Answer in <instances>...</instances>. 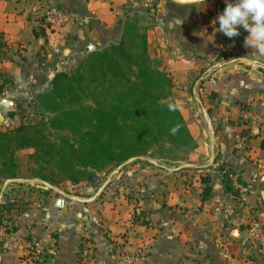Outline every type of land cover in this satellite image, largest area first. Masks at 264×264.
I'll return each mask as SVG.
<instances>
[{
  "label": "crops",
  "instance_id": "1",
  "mask_svg": "<svg viewBox=\"0 0 264 264\" xmlns=\"http://www.w3.org/2000/svg\"><path fill=\"white\" fill-rule=\"evenodd\" d=\"M162 3L0 0V130L17 120L19 85L26 94L47 89L55 72L74 69L136 20L194 143L185 159L148 152L78 183L0 177V208L17 211L14 230L0 224V264H115L123 249L146 252L136 264H264V53L244 46L243 29L233 38L215 31L222 10L212 0L170 3L163 22ZM55 4L66 21H47ZM222 169L247 187L245 200ZM206 185L211 195L202 199ZM35 239L43 250L31 259Z\"/></svg>",
  "mask_w": 264,
  "mask_h": 264
},
{
  "label": "trees",
  "instance_id": "2",
  "mask_svg": "<svg viewBox=\"0 0 264 264\" xmlns=\"http://www.w3.org/2000/svg\"><path fill=\"white\" fill-rule=\"evenodd\" d=\"M224 7L223 2L214 3V10L223 11ZM50 87L35 97L50 115L49 128L58 132L56 143L50 144L43 133L47 125L20 124L0 130V177H16L14 154L24 148L34 149L35 158L50 166L35 177L58 184L88 181L97 171L146 155L153 151L157 132L166 133L177 148L156 149L153 153L159 157L185 159L194 146L181 112L169 100L172 79L161 69V62L150 57L146 29L136 20L122 24L117 42L87 51L71 73L55 72ZM15 95L24 96V88ZM201 182L208 180L204 176ZM210 195L211 188L206 185L201 197ZM0 211V224L14 230L16 209L3 206Z\"/></svg>",
  "mask_w": 264,
  "mask_h": 264
},
{
  "label": "rangeland",
  "instance_id": "3",
  "mask_svg": "<svg viewBox=\"0 0 264 264\" xmlns=\"http://www.w3.org/2000/svg\"><path fill=\"white\" fill-rule=\"evenodd\" d=\"M162 2L163 3L161 5V9L164 11L165 17L162 18L161 20L159 19L161 22H163L167 17L165 6H168L170 4L169 0H162ZM57 7H60V6L57 5ZM120 36H121V32H120ZM119 39H117L115 42H117ZM111 43H112L111 41L104 42L103 44L99 45L98 48L102 49L104 47L109 46ZM94 49H91V50H94ZM74 69L67 70L64 72L71 73L72 71H74ZM50 88L51 87H48L47 89H45L44 87V90H41V89L36 90L39 88L32 89L30 92H28L29 94L25 93L24 96L14 95L13 100L16 102V106H17V111L15 112L17 120L13 119V122H8L7 125H5L6 124L5 123L4 125L8 126L7 130H12V128L15 127L14 125H17V124L18 125L23 124V125H26L27 127H30V125L32 126L38 125V127L40 128H42L44 125H47L43 133L47 136V138L51 142L50 144L56 143L55 138L57 137L58 132L54 129L49 128L47 121L50 118V115L43 112L42 108L40 107V104L38 103L35 97L37 93L47 92L50 90ZM169 100L171 101L172 99L170 98ZM7 113H10V112L7 111ZM64 133H69V132L67 131ZM153 139H154L153 141H155L152 146L153 151H157L156 149H159V152H165V151H175L177 149L176 146L170 144L169 138L167 137L166 133L161 134L160 132H157L154 135ZM47 148L48 147H45L46 150L44 151H47ZM153 151H150V152L153 153ZM34 153H35L34 149L24 148V149L17 151L14 154L15 163L18 169L17 176L19 175V177L23 179H30L32 177H35L39 172H43L44 167L47 170L49 169L50 167L49 164L44 162L43 159H36Z\"/></svg>",
  "mask_w": 264,
  "mask_h": 264
},
{
  "label": "clouds",
  "instance_id": "4",
  "mask_svg": "<svg viewBox=\"0 0 264 264\" xmlns=\"http://www.w3.org/2000/svg\"><path fill=\"white\" fill-rule=\"evenodd\" d=\"M225 7L212 21L216 32L228 38L247 32L244 46L264 53V0H224ZM175 131V130H173Z\"/></svg>",
  "mask_w": 264,
  "mask_h": 264
},
{
  "label": "built area",
  "instance_id": "5",
  "mask_svg": "<svg viewBox=\"0 0 264 264\" xmlns=\"http://www.w3.org/2000/svg\"><path fill=\"white\" fill-rule=\"evenodd\" d=\"M214 2L218 0H212ZM46 19L50 23H60L66 21L68 19V12L62 8L57 6L49 7L46 12ZM22 86H18V90H22ZM234 143L236 146H240L242 143V137L238 134L234 135ZM221 175L225 178L231 185V187L238 192V195L242 200H245L247 195V187L238 181L237 175L234 172L229 171L228 169H222ZM4 223V222H3ZM4 230H8V228L2 224ZM260 234V225L258 222H253L252 225V235L254 238H257ZM43 250V245L39 239L32 240L30 243L29 251L27 256L31 259H37L40 253ZM80 255L86 256V249L79 248ZM145 251H137V250H129L123 249L120 251L115 264H136L139 260L144 258Z\"/></svg>",
  "mask_w": 264,
  "mask_h": 264
},
{
  "label": "water",
  "instance_id": "6",
  "mask_svg": "<svg viewBox=\"0 0 264 264\" xmlns=\"http://www.w3.org/2000/svg\"><path fill=\"white\" fill-rule=\"evenodd\" d=\"M169 1H171L172 3H176V4H190V3L196 2L197 0H169ZM263 195H264V192H263Z\"/></svg>",
  "mask_w": 264,
  "mask_h": 264
}]
</instances>
